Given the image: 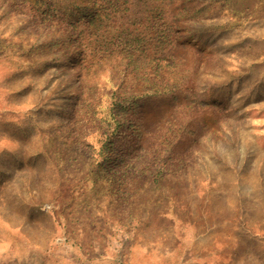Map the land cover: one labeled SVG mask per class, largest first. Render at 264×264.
<instances>
[{
	"label": "rangeland",
	"instance_id": "1",
	"mask_svg": "<svg viewBox=\"0 0 264 264\" xmlns=\"http://www.w3.org/2000/svg\"><path fill=\"white\" fill-rule=\"evenodd\" d=\"M257 14L0 0V264H264Z\"/></svg>",
	"mask_w": 264,
	"mask_h": 264
},
{
	"label": "crops",
	"instance_id": "2",
	"mask_svg": "<svg viewBox=\"0 0 264 264\" xmlns=\"http://www.w3.org/2000/svg\"><path fill=\"white\" fill-rule=\"evenodd\" d=\"M250 18L254 22V26H258L259 28V31L252 34L255 35V37H252L250 45L260 53L261 58L258 59L259 63H257L264 66V18L259 14L252 15Z\"/></svg>",
	"mask_w": 264,
	"mask_h": 264
}]
</instances>
